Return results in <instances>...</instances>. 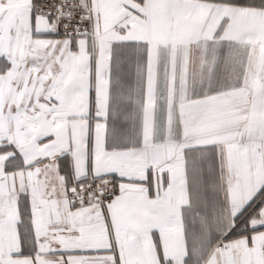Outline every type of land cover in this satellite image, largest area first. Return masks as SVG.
<instances>
[{
    "label": "snow or ice",
    "instance_id": "obj_1",
    "mask_svg": "<svg viewBox=\"0 0 264 264\" xmlns=\"http://www.w3.org/2000/svg\"><path fill=\"white\" fill-rule=\"evenodd\" d=\"M0 264H264V0H0Z\"/></svg>",
    "mask_w": 264,
    "mask_h": 264
}]
</instances>
